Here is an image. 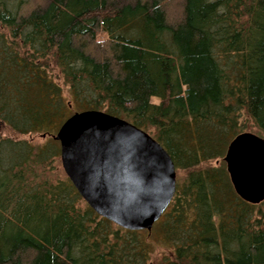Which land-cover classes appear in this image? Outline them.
I'll list each match as a JSON object with an SVG mask.
<instances>
[{"label":"trees","instance_id":"trees-1","mask_svg":"<svg viewBox=\"0 0 264 264\" xmlns=\"http://www.w3.org/2000/svg\"><path fill=\"white\" fill-rule=\"evenodd\" d=\"M90 110L174 163L150 232L52 177L53 136ZM0 126V264H150L153 229L173 249L163 264H264V202L238 197L223 161L237 135L264 139V0H0Z\"/></svg>","mask_w":264,"mask_h":264},{"label":"water","instance_id":"water-1","mask_svg":"<svg viewBox=\"0 0 264 264\" xmlns=\"http://www.w3.org/2000/svg\"><path fill=\"white\" fill-rule=\"evenodd\" d=\"M53 139L80 197L116 226L150 232L172 202L177 175L171 157L132 123L102 111L78 112ZM223 161L238 197L251 205L264 202V139L237 135Z\"/></svg>","mask_w":264,"mask_h":264},{"label":"rangeland","instance_id":"rangeland-1","mask_svg":"<svg viewBox=\"0 0 264 264\" xmlns=\"http://www.w3.org/2000/svg\"><path fill=\"white\" fill-rule=\"evenodd\" d=\"M66 94V92H65ZM152 102L157 103L158 99L153 98ZM0 131L2 133L8 134L10 131L7 130L6 127L0 126ZM252 133V132H251ZM45 142V138H35V143L37 144H43ZM59 166L52 177L62 178L65 176V173L61 167V162L59 161ZM150 246H149V262L150 264H163L165 259H170L172 257L173 249L169 246H167L163 241L161 240V237L157 233L156 230L153 229V233L150 235Z\"/></svg>","mask_w":264,"mask_h":264}]
</instances>
